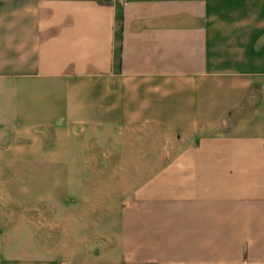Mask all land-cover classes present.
<instances>
[{
  "label": "crops",
  "instance_id": "1",
  "mask_svg": "<svg viewBox=\"0 0 264 264\" xmlns=\"http://www.w3.org/2000/svg\"><path fill=\"white\" fill-rule=\"evenodd\" d=\"M0 264H264V0H0Z\"/></svg>",
  "mask_w": 264,
  "mask_h": 264
},
{
  "label": "rangeland",
  "instance_id": "2",
  "mask_svg": "<svg viewBox=\"0 0 264 264\" xmlns=\"http://www.w3.org/2000/svg\"><path fill=\"white\" fill-rule=\"evenodd\" d=\"M158 136L160 137V136H162V134L160 135V133L158 132ZM161 148H162V145H160V144L159 145H156V153H158L159 152V149H161ZM161 165H162V162L161 161H156L154 163L155 170H157ZM124 168H129V165H128V167L127 166L126 167L124 166ZM141 170H143V168ZM11 212L17 214L18 211H11Z\"/></svg>",
  "mask_w": 264,
  "mask_h": 264
}]
</instances>
